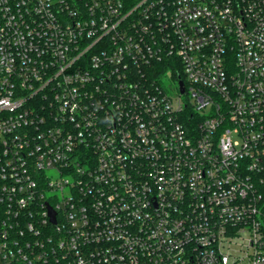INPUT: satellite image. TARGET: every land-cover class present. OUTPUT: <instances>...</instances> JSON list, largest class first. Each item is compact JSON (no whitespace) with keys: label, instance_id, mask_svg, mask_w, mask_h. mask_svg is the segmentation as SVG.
<instances>
[{"label":"built area","instance_id":"2783aa9c","mask_svg":"<svg viewBox=\"0 0 264 264\" xmlns=\"http://www.w3.org/2000/svg\"><path fill=\"white\" fill-rule=\"evenodd\" d=\"M0 264H264V0H0Z\"/></svg>","mask_w":264,"mask_h":264},{"label":"rangeland","instance_id":"374dc122","mask_svg":"<svg viewBox=\"0 0 264 264\" xmlns=\"http://www.w3.org/2000/svg\"><path fill=\"white\" fill-rule=\"evenodd\" d=\"M164 86L171 96H178V83L176 81L167 78L164 82Z\"/></svg>","mask_w":264,"mask_h":264},{"label":"trees","instance_id":"16d2710c","mask_svg":"<svg viewBox=\"0 0 264 264\" xmlns=\"http://www.w3.org/2000/svg\"><path fill=\"white\" fill-rule=\"evenodd\" d=\"M165 68L162 65H155L150 68H146V72L148 76H154L155 74L158 76L160 72H165Z\"/></svg>","mask_w":264,"mask_h":264},{"label":"water","instance_id":"95a60500","mask_svg":"<svg viewBox=\"0 0 264 264\" xmlns=\"http://www.w3.org/2000/svg\"><path fill=\"white\" fill-rule=\"evenodd\" d=\"M180 90H181V92L183 93L184 92V89H183V83H180ZM52 221L53 222H55V219H54V215H53V213H52Z\"/></svg>","mask_w":264,"mask_h":264}]
</instances>
